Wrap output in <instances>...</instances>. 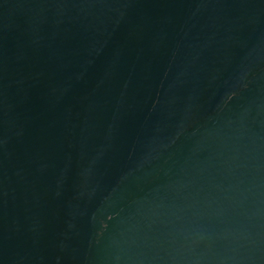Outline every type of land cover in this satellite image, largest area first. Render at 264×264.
Listing matches in <instances>:
<instances>
[{"label":"water","instance_id":"obj_1","mask_svg":"<svg viewBox=\"0 0 264 264\" xmlns=\"http://www.w3.org/2000/svg\"><path fill=\"white\" fill-rule=\"evenodd\" d=\"M0 264H264V0H0Z\"/></svg>","mask_w":264,"mask_h":264}]
</instances>
